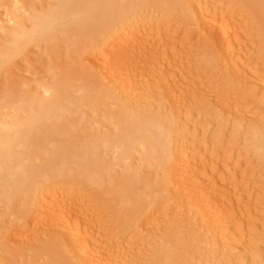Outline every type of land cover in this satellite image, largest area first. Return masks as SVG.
<instances>
[{
    "label": "rangeland",
    "instance_id": "1",
    "mask_svg": "<svg viewBox=\"0 0 264 264\" xmlns=\"http://www.w3.org/2000/svg\"><path fill=\"white\" fill-rule=\"evenodd\" d=\"M51 1L49 0L50 3H52ZM185 1H184V3H186V5H188V7L191 10H193V12L195 14L198 13L197 11H199V13H198L199 15L198 14L196 15L197 19L195 22L191 21L190 18L188 20H186V18H187L186 16H185L186 18H184V16H182L184 19L180 16L183 19L182 20L178 15L180 13L173 12V14L176 13L178 15L176 17L175 16L176 14L172 15L171 14L172 11L170 12V10H166V11L164 10V13H163L162 9H156L157 12H156V10L144 12L146 14L148 12L147 15L145 14V16L148 17L146 20H145V18H143L145 16L142 17L141 14H140V18L136 19V20H139L140 23L142 22V24L140 26H142V27L144 26L143 30L145 28L147 29V30H144L145 32H149V33L155 32V33H157V35H158V33H160V32L161 33L158 35V37L155 33H154L155 36L152 33L154 39L152 38V41H150V42H152V45H153L152 47L154 48L153 49L154 53H153V56L151 58V60L153 62H152V65L150 66L151 67L150 71H152V72L150 73V71H149V73H150L149 74L148 71L147 72L144 71V72H142L143 74L141 73L140 75H138L137 73L134 74L135 76H133L132 79L128 80V84H129L128 88L127 87L123 88V86L121 84H120L121 85L120 86L119 83H117L118 86L116 84H114V82L112 84V79L111 80L106 79V78L104 79L103 76H102L103 78L101 76H98L96 71L99 70V67L97 65H95L96 64L95 63L96 56H93V55H91V57L88 56L89 54H91V52H90L91 50L88 51V49H87V51H86L85 49H83V52H81L82 49L76 50V48H74L76 46H74V45L71 46V44L73 43L72 41L74 40V38H71V37H73V35L70 36V38L67 36L61 35V36H63L62 38L60 36V38L58 37V39H56V42H58L57 40H60V39H62V41L64 42V44L61 45V43H60V45H59V46H61V48H59L60 51L58 54L56 52V54L58 56H56V54L54 53V50L52 51V48H50V45L47 44L46 41H43L40 44L34 43V44L30 45L29 47L31 50L28 48L26 55H24L23 57L22 56L17 57L15 60V63L12 65V67H10L8 69L7 68L6 69L0 68V118H3L5 115L10 114L11 111L8 112V110L9 109L12 110L11 108L14 104L17 105V103L20 100V97L22 96L20 94V90L24 89V91H26L25 90V87H26L28 91H29V89L30 90L33 89L32 90L33 92H37L38 90L40 92L41 91L43 92L44 90H42V88L45 89L47 84L51 85V83H52V85H53L54 82H56L59 75H60V77H62L61 74H63V73L65 75V71L63 69L68 70V72H66L67 74L69 72H71V69H72L71 74H73L74 72L77 73L78 70L76 69V67L78 66L80 68L79 71H81L83 69L82 70L83 72L82 71L80 72V77L82 75L88 74V75H90V77H92V79L95 82L97 81V82L103 83L105 88L111 90L112 92H115V93L118 92L116 96H118V94L120 93L119 96L120 95L121 96L120 97L118 96L117 99L119 101L121 100L122 102H125V104L123 103L124 106H127V107L129 106L132 110L137 109V111H138V109H139L140 111L142 110L143 113H144V111L146 113V111L148 109H150L153 113L152 117H155L157 115H161L160 117L162 119L164 118L163 120H166L167 123H168V121L174 122L175 120H176V123H182L185 121L184 119H186V118L190 119V120H188V122L185 126H188V125H197L198 126L200 123V127H198V128H200L199 131H201V133H200L201 137H202V134L204 133L203 130H205L204 127L202 128V126L209 127L208 125H210V123H213L212 124L213 127L210 126L211 132L208 131V133H204V134L210 135V133H211V135H212L214 133L216 134L217 131H221V130L225 131L226 140L223 141V144H221L222 146L219 145L217 142H214L215 136H212V138L214 140H208L210 142H207V144H205L204 147H203L204 144L197 145L196 149L193 150V152L191 151V153L187 154L189 158L192 157V158H190L191 161L198 158L199 156H200L199 158H203V157H206L207 155L211 154L210 156L212 158L211 159L209 158L210 163L212 162L211 164H213V165H215V163H216L219 166L216 165V167L213 166L212 168H211V165H210V167L208 166L209 169L207 168V173L212 174V178L208 179L207 181H209L210 184L213 182L212 183V184H214L213 186H215V188H217L218 194L216 193L217 194L216 197L218 196L217 198H221L223 200L222 202L227 203L225 205L226 208L225 207H223L222 209L218 208V210H217V213L219 215L217 218L218 219L217 231L218 230L219 231L218 232L216 231V234L218 236H216V237L213 236L210 238L208 236V238H209L208 239L206 237L207 236L206 235L203 237V239H202L203 242H201V243H197V241H195V235H194L195 227L192 225L194 220H193V217H191L192 204L189 203L187 201V199L185 200L184 192H181L182 195L180 194L179 195L180 197L178 196V197H176V199H173V197L171 195V193L174 191V189H173L174 183L172 181V179H173L172 170H169L170 172H169V174H167L166 180H167V183H169V184H167L169 186L168 191H166L167 193H165V192H164V194L161 193L162 195L160 197L159 196L157 197V195L154 196L155 193H153L154 195H151L152 191L150 189H147V191L149 190L151 193L149 191L147 192L146 190L144 191V192H147L148 195H147V193H144V194H143V192L141 193L142 195H146L148 197L150 194V198H147V199L150 202L152 201V204H150V202L147 201V202H149V205H151V206H149L151 208H149L148 210H146V212H143V214H141V216H139V218H141V219H137V220H139V221H137V223L139 222L138 224L135 223L136 219H130V222L128 219L127 220L125 219V221L124 220L122 221L121 219H123V218L121 217V214L115 213V211L117 209L116 210L113 209L114 208L113 203H111L113 206L108 203L110 201H107L108 198L106 197L105 193H104V197H105L104 198L105 200H104L103 197L100 196V194H97V191L93 192V190H91L92 188H94L93 185L98 184L97 182L99 179L97 180V182L95 184H93V182L95 180L94 181L91 180L92 182L88 186L90 189H88V187L86 185V183H88V181H84V182H86V183H84L82 180L77 179V182H78L77 183L76 179L74 180V178H72L71 175H69L70 176L69 177L67 174V176L69 178L66 176H63V177L59 176L58 173H60V175H61L62 172L65 171L64 168H62V166H63L62 162H59L60 163L59 165H55V167L52 169L51 172H54V173L57 172L56 175L61 180L67 179L64 182V184L59 183V181H61V180H59V178L57 179V181L52 179V178L56 179L57 177H52L51 178L52 181L48 180L47 177L46 178L43 177L42 180L41 179L39 180L40 181L39 183H41V184L37 185V186H39L38 189H41L43 186H46V185L51 187L53 184H55L54 187H56V188H54V187L53 188L56 189L55 191L58 192L57 189L60 186L57 188L56 185H58V183L60 185L62 184L61 185L62 190H60L61 194L59 193L60 195L59 194L56 195V198H55L56 200L54 198L52 199V197L50 196L51 188H49L48 186L47 187L49 189H47V187L45 188L46 193L49 192L48 198L49 199L51 198L49 201L50 204L52 206H55L54 208L51 206L52 210H48L49 208H47V214L49 212L50 213L55 212V214L56 213L57 214H60V213L64 214L65 215L64 216L65 223L69 224L70 228L72 227L71 229L74 230V232L76 231L75 232L76 234L78 233V235L81 237V243L83 244V246L84 247L87 246V250H88V248L90 250L91 249L90 247H92L93 249L97 250L98 252L101 251L100 252V253H102L100 255V260H101L100 263L101 264H233V263L234 264H264V156H259L261 154L257 155L258 151H256L255 147L253 146L254 144H256V142L260 146L263 145V143H264V32L261 29H259V27H257L258 26L257 20L253 16H251L250 14H247L249 12L244 7L243 3L240 4L241 2L239 0H237V1L236 0H189V1L185 0ZM238 1L240 3H238ZM14 2L12 0H0V20H1L0 21V28L2 26H4V24H6V23H7V25L9 24L8 26L13 25V24L10 25L12 23V21L10 23V19L12 20L13 14L17 15V16L20 14L18 17H21V15H23L22 17H25V20H26V16H27V18H28L27 20L29 22V20L31 19V17L34 15V13L36 11L38 12V11H46L47 10V7H46L47 6V0H28V1L27 0H25V1L24 0H15ZM233 3H235V4H233ZM14 7L16 10L13 9ZM193 8H195V10ZM11 9H13L14 11H16L18 13L13 12V10H11ZM167 11H168V13L170 12L169 15H168V13L165 14V12H167ZM244 11H246V12H244ZM20 12H24V13H20ZM150 12H152V13L149 14ZM11 13H12V15H11ZM29 13H31L32 15ZM144 13H142V14H144ZM153 13H158V14H153ZM26 14H28V15H26ZM200 14H202V15H200ZM248 15H250L251 17H249ZM173 16H175V17H173ZM1 17H2V19H1ZM213 17L214 18L218 17L217 18L218 20L220 17V22L223 23L225 25V27L227 28V32H228L227 46H226L227 51L224 50L222 47H220L219 43H217V44H214V50L215 51L208 50L210 52H214V53H210L206 50L207 48L202 43L203 40H206V39H209V40L215 39V37L212 38V36L209 35L205 30V28H206L205 26H207V22L209 23V21H211L210 19H214ZM141 18H143V19H141ZM177 18H178V20H177ZM3 19H5V20H3ZM188 21H190V23ZM134 22H136L139 25V23L137 21H134ZM185 22H187V24ZM183 23H185V24H183ZM195 23H197V24H195ZM132 25H134V24H132ZM132 25L130 27H132ZM135 25L133 27L137 26V25L136 26ZM180 25H181V27H180ZM137 27L135 28V30L138 29L137 32L142 31V27L141 28H139V27L137 28ZM157 29H159L158 32H156ZM130 30L131 29H129L128 31L131 34L128 33V36L126 34V31H125L126 41L128 39L127 37H131L133 35L135 36L136 34L137 35L142 34V33H135V30L130 32ZM132 33H133V35H132ZM70 34H72V33H70ZM138 36L140 37V35H138ZM165 37H167V38H165ZM63 38L64 39L67 38L66 40H68V41H66V40L64 41ZM135 38H137V36ZM135 38H133V39L135 40ZM186 38L189 40L190 50H186L185 48L182 47V45H180L183 43L182 40L186 39ZM71 39H73V40H71ZM139 39L141 40V38H139ZM88 40L89 39H87V41ZM130 40L133 41L132 39H130ZM130 40H128L129 43H130ZM173 40H174V42H173ZM87 43H90V42H87ZM198 43H199V45H198ZM58 44L59 43H57V45ZM171 44L177 47L178 52L176 54L173 51L168 50V47L172 46ZM59 46H57V51H58ZM31 47H34V48L32 49ZM48 47H49V49H48ZM218 47H220L221 49L220 48L218 49ZM84 50H85V52H84ZM229 50L232 53V55L234 56V61H235V62H233L234 64H231L232 62L230 60L227 61V59H229L228 55H230ZM2 52H4V49H3V45L0 43V53H2ZM221 53H223V55ZM226 53L227 54L229 53V54L226 55ZM25 56H27L28 58ZM93 57H95V58H93ZM18 59H20V60H18ZM90 59H94L95 61L93 60V62L95 64L94 63L92 64L91 63L92 61ZM229 62H231V63H229ZM0 64H1V62H0ZM93 65H95V66H93ZM93 67L95 69H93ZM96 67H97V70H96ZM74 68L76 69V71L74 70ZM253 69H254V71L256 69L257 70L253 73ZM79 71H78V74H79ZM78 74H77V76H75V80H77L76 77H79ZM74 75L75 74H73V77H74ZM243 75H244V77H243ZM94 77H96L97 79ZM189 78H191V79H189ZM53 79H54V81H53ZM84 79H85V77L83 78V76L81 78H79L80 81H84ZM129 81L131 83H129ZM192 81H193V83L196 82L197 86L199 85L198 86V89H199L198 90V97L196 98V100H193L192 102H188V103L186 102V104H184L183 107L180 108V107H178V103H174L175 102L173 100L174 96L173 97H167L166 96L168 93L167 91H169V90H170V92L172 91V93L173 92L175 93V91H177V90H179V91L182 90V93L185 95V93H186V91H187V89L190 86ZM73 82L76 83V81H73ZM91 82H93V81H91ZM77 83H82V82H77ZM77 83L76 84L73 83V86L75 85L74 89H76L75 90L76 94L73 93V95L74 94L76 95V96L74 95L75 97L80 96V95L77 96V93L82 94L81 92H78V90H77V89H79V87H78L79 84H77ZM245 83L246 84L248 83V85H246ZM10 84L11 85L13 84L12 87ZM56 84H57V82H56ZM16 85H19V86L15 92V90L12 88L14 86L16 87ZM108 85H110V87H108ZM171 85H172V87H174V89L172 87H170ZM81 86H83V85H80V87ZM22 87H24V88H22ZM167 89H169V90H167ZM18 90H19V92H18ZM94 90H95V92L97 91L96 88H94ZM94 90H93V92H94ZM120 90L122 92L124 91L125 93H121ZM79 91H80V89H79ZM22 92H23V90H22ZM11 95L16 96V97H11ZM184 95H183V97H184ZM17 96L19 97V99L17 98ZM165 96L167 97V99ZM228 97H230V99ZM170 98H173V99H170ZM4 100H6V101H4ZM12 100L17 101V103L16 102L14 103ZM10 102L13 103V105L10 104ZM111 102H110V104H111ZM110 104L108 103L107 106H109ZM129 104L132 105V107L134 109ZM70 106H72V108ZM70 106L69 107L71 109L69 111L73 110V108H74L73 105H70ZM103 106H105V107H103ZM137 106H138V108H137ZM225 106H226V108H225ZM109 107H107L108 113L113 111V110L110 111L111 109H108ZM85 108H88L89 112H86L87 110L84 108H83V111L74 108V110H77V113H76V111H75V113H73L74 115H72L71 112L69 115H68V113L67 114L65 113V116L68 115V118L70 115L74 116V118H72L71 121L74 120L75 122H77V121L78 122L79 121L80 122L90 121V123L92 122L91 124L89 122L88 123L85 122L86 125L84 122H83L84 124L83 123L81 124V125H85V129H86V127H88V126L90 127V125H92V126L94 125L95 122L93 123V121L95 119L98 118L97 122L100 120L99 119L100 117H98V116H101V118H102L103 114L104 115L106 114L105 112L100 111L102 113L97 114V116L95 118L93 113L95 114L98 107L96 108L95 112H93L94 109H90L91 107L89 108V106H87ZM99 110H101V109H99ZM102 110H106L105 104L102 105ZM80 111H82L83 113L86 112L85 113L86 115L84 114V116H86V117H87V114H88V117L89 116L92 117V115H93V117L95 119L93 118V120H91L92 118L89 119L88 117L85 120H84V117L81 119L83 114H81L82 112H80ZM151 111L148 110L147 113L152 114ZM72 112H74V111H72ZM91 112H92V115H90ZM2 114H5V115H2ZM61 114H57V115L60 116ZM63 115L64 114H62L61 116H63ZM80 115H82V116H80ZM65 116H63L64 119L65 118L68 119ZM72 116H70V118ZM107 116H108V114L103 116V118L108 119ZM5 117H7V116H5ZM55 117L58 119L57 116H55ZM245 117L248 119H246ZM54 118L51 119V120H53V122L47 120V122H48L47 127H48V125L51 126L52 125L51 123H54V120H55ZM61 118L62 117H60L59 120L56 119V123H58V121L61 122V120H62ZM103 118L101 120L102 121L104 120L103 121V123H104L106 121ZM64 119H63V121H64ZM101 120L98 122V124H100V122H102ZM71 121L69 122V124H71ZM109 121L110 120H107L106 124H109L111 126H110V128H108L109 125H107V128L109 130L111 129V131L112 130L114 131L113 123L109 122ZM177 121H179V122H177ZM208 121H211V122L209 123ZM60 122L58 124H62V122L61 123ZM97 122L95 123L96 124L95 126H99V125H97ZM203 122L207 123V124L204 125ZM223 122L224 123L227 122V123L224 125ZM65 123L68 124V122H66V120H65ZM65 123L62 124L63 127L65 126L64 128L62 126L58 127L57 124L56 125L54 124L53 125L54 127L52 126L53 130H54V128H56L55 126L58 127L57 133L59 132V134H60L59 137L62 136L61 134L65 135L67 133L68 135L66 134L67 135L66 137H63L64 135L62 137L65 140H67L69 138L68 139V141H70V143L68 142L69 144H71V142L73 141L74 143L73 142L72 143L74 144V146L76 148H77L76 145L81 143V141H82L81 144L83 145V143H85V139H86V138H83L84 141H83V139L81 140L82 137L80 138L79 134H81V135L84 134V135H82L84 137L87 134L96 130L93 128L94 126L93 127L91 126L93 130H88L90 128H87V130L89 131V132H87L86 130H84V126H83L84 132H83V130L81 131V129H78L79 130V134H78V133H76V131H77L76 129L79 127L82 128V126L72 127V124L70 126H68V125L66 126ZM72 123H74V122H72ZM169 123H172V122H169ZM74 124L79 125V123H77V124L74 123ZM173 124H175V123H173ZM101 126L104 127L106 125H104V126L101 125ZM99 127H98L99 130L97 129L99 132L97 133L94 131L93 133H96L97 135L99 133H101L104 128L100 129ZM112 127H113V129H112ZM50 128L48 127L47 135L49 133H52V132H53L52 134L55 133L56 129L53 131ZM107 128H105L103 131H105ZM183 128H185V127H183ZM252 128L257 130V131H255L257 133V136H256V133H254L255 136H252L253 133L249 131V129L251 130ZM49 130H51L52 132L51 131L49 132ZM109 130H108V132H109ZM57 133L55 134L56 139L53 137L55 139V146L53 144L54 142L50 143L54 140L52 138L50 139V137H48L51 141L45 140V144H47V145L45 146V148H43L44 150L48 149V151H52V149L56 148L57 142L63 141L62 137L58 138L59 140L57 139V135H58ZM103 133L107 134V131L103 132ZM76 134L78 135V137L76 136ZM204 134H203V136H204ZM233 134L234 135L236 134V135L234 136ZM90 135H94V134H89V138L94 139V140L96 138L97 140H95L94 142H98V144L95 146L94 144H96V143H94L93 144L94 147H93L91 144V142H93V140L90 139V141H89V138H87L90 144H88V141H86L87 142L86 145H83L82 148L84 149L85 146L87 147V145H88V147L90 146L89 150H95V149H93L95 147H96V150L100 148V152L99 151L96 152L98 154L97 160L101 161V163L104 160L103 163H105V164H103V165L106 166V162L109 163L113 159V163L111 162V165L109 164L110 166H108V163H107V166L109 168L106 166L108 170H111L113 168V166L115 165V163H117V160L114 159V158H116L117 155L115 156L113 154L115 152L111 153L114 157L113 158L111 157L112 159H110V161H109V158L103 157L102 154H104V152L106 151V148H104V150H103V146L105 144L102 145L103 143L101 141L99 143V141H98V137L102 136V133H101V135L99 134V136H97V137H96V135H94L95 138H92ZM238 136H240V137H238ZM75 137H77V140L80 139L81 141L79 140V143L76 142L77 140L74 141V139H76ZM253 138L255 139V141H253L254 140ZM231 139H233V140H231ZM216 140H217V137H216ZM47 141L49 143H47ZM248 141H250V142H248ZM98 145H102V146L100 147ZM251 145L253 146V149H254L253 151H251L252 150ZM75 147L72 146L71 155L72 154L74 155L75 161L73 160L74 157L71 158L70 169H72L74 166V170L76 171L78 168L77 167L78 164H80V163H78L79 159H80L78 157L82 156L81 154L84 153V150H85V153L83 154L84 156L87 155L88 154L87 152H89V151H88V147H87V150H86V148L84 150H82L81 147H79L80 151H81V153H80L78 151L79 149L76 150ZM32 149L34 150L37 148H35V146H33V145H26V146L25 145H22V146L19 145L15 149V151H16L15 153L17 155L21 154V156L18 155L19 157H17V158L20 159V157H21V160L23 159V161L21 162L22 164H24V163L26 164L28 162L27 161V159H28L27 156L29 155L28 152H30ZM73 149H75L76 151L74 152ZM101 149L103 151L102 153H101ZM231 149H233V151H235V154L230 155V152L232 151ZM70 150H71V147H70ZM107 150H108L107 152H109L108 148H107ZM248 150H249V152H248ZM20 151H23V152H20ZM77 152H79V154ZM90 152H92L93 156H95V153H93V151H90ZM107 152H105V153H107ZM31 153H33V152H31ZM99 153L101 154L102 158L99 157V159H98V156H100ZM108 154L109 153H107V155ZM111 154H110V156H112ZM115 154H117V153H115ZM88 155H87V157H89L90 159L93 158L91 154H90V156L92 158ZM24 157L27 158L26 159L27 162L25 161ZM137 157H139V155ZM137 157L134 156V161L136 158L137 161H139V163H140L141 157H139V158H137ZM77 158H78V160H76ZM94 158L96 159V157H94ZM103 158H105L106 160ZM131 160L133 163V158ZM127 161H129V160H126L125 163L124 162L123 163L119 162L120 164L117 163L118 167L115 165V168L111 170V171L114 170L116 172L113 171L112 172L113 174H112L109 171V174L112 176L114 175L113 178H119L120 177L119 175L122 176L124 173H128L130 168H131V170L133 168L134 172H137L136 169L140 168V165H142V163H143V161H141L142 163H140L139 167H138L137 166L138 162L135 161V163L137 164V165H135V163L132 164L131 162H129L130 163L129 164V163H127ZM239 161H241L240 165L238 164ZM242 161H245L248 164V166L246 164L242 165ZM126 163H127V165H126ZM204 163L208 164L209 163L208 159H207V162L205 160ZM121 164L122 165L125 164V167L127 166L126 167V170L128 168L127 172L125 169L123 170V168H125V167L122 166ZM144 164L145 163H143V166L148 165L147 166L148 169L150 168V170L155 171V169H152L153 167L152 168L149 167V164H145V165ZM241 165H242V167H240ZM245 165L247 168L245 167ZM128 166H130V168ZM134 166H135V168H134ZM64 167H65V165H64ZM110 167H111V169H110ZM116 167L118 168V170L121 169L122 174L120 173V171H118L119 175H116L117 174ZM214 167H215V169H214ZM61 168H62V170H61ZM147 168H145V171H147ZM108 170L105 169L102 172L104 173V171H108ZM133 170L131 173H133ZM140 170H144V168L143 169L141 168ZM140 170L137 172L140 175H138L137 173L135 175L141 176L142 178L145 177V175H146L145 171L143 174L144 176H142L141 175L142 172L140 173ZM150 170H148V171L150 172ZM196 170H198V169H196ZM196 170L191 169V172L194 175H196V178H198L200 176L202 177V175L200 174L201 169L198 170L197 172H196ZM123 171H124V173H123ZM211 172L215 173L216 175L211 173ZM73 173H74V171L72 172V174ZM107 173L108 172H105V174H103V175H105V177L108 175V178H109L110 175ZM70 174H71V172H70ZM147 174H148V172H147ZM233 174H236L237 177L238 176L240 177L242 175V178L243 177H245V178L239 179V177H238L239 180L236 179V181H235V180L231 179V177H230V176H233ZM56 175H54V176H56ZM115 175H116V177H115ZM103 177L101 178V180L103 179ZM147 178L149 179V181L147 180ZM147 178L146 179L143 178L146 180V186H147V187L145 186L146 188H148L149 183H150L149 185L153 184V181L150 180L152 178L151 175H150V177L147 176ZM46 179H47V183L44 185V183H45L44 181H46ZM105 180H107V182H104V179H103L102 182L99 181V182H101V184H99L97 186L102 185L103 182L105 185L108 186L109 185L108 183L111 182V180L109 181L107 178ZM80 181H82V183ZM50 183H52V184H50ZM91 184H93V185H91ZM104 184L102 185L101 190H104V189H102V188H104L103 186H105ZM40 185H43V186L41 187ZM34 186H36V185H34ZM90 186H93V187L91 188ZM109 186L111 187V185H109ZM36 187H35V189H36ZM145 187H144V189H145ZM150 187H152V186H150ZM43 188H42V191H43ZM96 189H97V187L94 188V190H96ZM151 189L153 190V187ZM30 190L32 191L31 193H28V191H27L28 194L26 193V196H24L25 195L24 194V195L20 196V198L21 197L27 198L28 195L31 196V198H34L33 199L34 201L30 202V204L32 203V205H31L32 213L31 214L34 215L37 211L36 209H38L40 204H41V202H40L41 199L39 198V196L37 197V195H36L37 189L34 191L31 188ZM88 190L89 191L91 190L92 193L90 194L91 191L89 192ZM95 192H96V195H95ZM153 192H154V190H153ZM168 192H170V193L168 194ZM32 193H34L35 196H33ZM101 194L103 195V193H101ZM142 195H140V196H142ZM153 196L156 198H154ZM35 197H36V199L37 198L39 199L37 201V203H39L38 206H35V203H34L36 200ZM46 197H47V195H46ZM151 197L154 198L155 200L157 198L158 199L160 198L161 200L160 199L158 201L156 200L157 201V203H156L154 201V199L151 200ZM29 198H27V200ZM31 198L28 201H31ZM1 199L2 198H0V203H1L0 204V240H1L0 241V264H41V263L45 264L44 261H47L46 263H48L49 260H48V258L46 260V258H45L46 256L44 254H43L44 256L40 254L41 256L39 255V257H37L36 254H38L37 252L39 250H43L45 248H48L51 243H54V244L55 243L56 244L61 243L60 245H63V247L67 245L66 246L67 250L71 249L70 252H69V250L67 251L68 253L66 252L67 256L70 254L68 256L69 259H71V261L74 264H86V263H84L85 261H83V259L81 257H80V259L77 258V255H76L77 253H74V252H76L75 250H77V249L74 247V249L72 250V248H73L72 245L69 242H66L68 239L67 240L65 239L67 237L65 234V230L63 231V227L61 228V226H62L61 224L54 223V225H51L52 222L50 223L49 220H47V221L44 220V222L41 223L42 225L40 224L38 227H32L34 225V224H32V222L26 223V221H25V223H26L25 224L24 221L21 220L20 217H18L19 216L18 214H17L18 216L13 215V213H11V212L14 209L11 208V209H13V210H11L10 206L8 204H5V206L6 205L9 206V207L6 206V207H8L9 211H6L8 209H5L6 207L4 206L3 203H5L7 201L3 202V201H1ZM19 199H18V201H19ZM144 199H145V196H144ZM2 200H5V199H2ZM27 200L24 199L23 201H27ZM18 201H17V204L21 203L22 199H20L19 203H18ZM54 201L55 202L58 201V202H56V203H58V205H53V204H55ZM76 202H78V203H76ZM159 203H161V204H159ZM21 204L23 205V203H21ZM33 204L35 207L33 206ZM75 204L77 206H79L78 208L82 207V208H80L81 210L78 209ZM15 205H16V202H15ZM64 205L65 206H67V205L68 206L69 205L74 206V208L72 209L73 210L72 213H70L71 211L64 212L65 211L63 209V207H65ZM109 205L112 206L113 210L109 207ZM152 205L154 207L157 205V207H155L156 209H154V207H152ZM158 206H159V208H158ZM14 207H16V206H14ZM32 207L34 208V210ZM218 207H220V206L218 205ZM19 208H21V207H19V205H17V208L15 209V211L16 210L18 211ZM55 209L57 212L55 211ZM74 211L75 212L80 211L79 213L82 212L83 215H80L77 212L75 213ZM188 211L190 214L188 213ZM33 212H34V214H33ZM166 212H167V214H166ZM9 213H11V215L13 217H11ZM113 213H115L116 216ZM163 213H164V215H163ZM118 215L121 218H119ZM14 216L17 217V220H16V218H14ZM41 218H43V217H41ZM19 219L21 222L18 221ZM190 219H192L193 221L192 220L190 221ZM68 220L70 221V223ZM150 220H151V222H150ZM183 220L186 221V223H188V224H185V227L183 226V228H181L182 224L181 223L179 224V222H181ZM66 221H68V222H66ZM158 221L159 222H161V221L165 222V225L161 228V230H159V232H156L157 227H155V226L158 223ZM125 222L127 224L130 223V226H128L127 224H126L127 226H125L124 225ZM149 222H150V224H149ZM29 224L32 226H30ZM122 224L124 225V227ZM153 224H154V226H152ZM148 225H151L152 229L147 230L146 226H148ZM158 225H159V223H158ZM186 229H188V230H186ZM122 231L124 234H122ZM126 231H128V233ZM222 231L224 232L223 233L224 235L222 234V236L225 237V241H226L225 244H226L228 250L230 251V252L228 251L227 254L221 252L219 246L217 245V243H218L217 237L220 236ZM125 234L127 235V237L129 236V238L134 239L131 242V244L133 243L132 244L133 246L129 250H127V245H125V243L120 241V236L125 237ZM127 237H125V239H127ZM214 237H215V239H213ZM205 239L207 240V243H205L206 242ZM210 240H211V243L209 242ZM54 241H58V242H54ZM137 241H143V243H141V244L144 247L146 246V248L144 250H140V249L138 250L136 247ZM213 242H215V243H213ZM68 243H69V245H71L70 248H69ZM89 244L91 246H89ZM51 245H53V244H51ZM79 255H78V257H79ZM252 258L254 261L252 260ZM206 259L208 261H206ZM75 260H77V261H75ZM229 260L232 263L229 262Z\"/></svg>",
    "mask_w": 264,
    "mask_h": 264
},
{
    "label": "bare ground",
    "instance_id": "2",
    "mask_svg": "<svg viewBox=\"0 0 264 264\" xmlns=\"http://www.w3.org/2000/svg\"><path fill=\"white\" fill-rule=\"evenodd\" d=\"M12 1L14 2L15 0H12ZM184 1L185 0H52L51 1L52 3H50L49 0H47V6H46L47 10L46 11H38V12L36 11L34 13V15L31 17V19L29 20V22L27 20L28 19L27 16H26V20H25V17H22L23 15H21V17H18L20 14L18 16L13 14L12 20L10 19V23L12 21V23L10 25L13 24L12 26H8L9 24L7 25V23L6 24L3 23L4 26H2L0 28V43L3 45L4 52L0 53V62H1L0 68H4V69L7 68L8 69V68L12 67V65L15 63L16 58L19 56L23 57L24 55H26L27 49L28 48L30 49L29 46L34 44V43L40 44L41 42L46 41V43L50 45V48H52V51L54 50V53L56 54V52H57V54H58L60 51L59 48H61V46H59V45H60V43H61V45L64 44V42L62 41V39H60V40L63 43L60 40H57L58 42H56V39H58V37L60 38L61 35L67 36L69 38H70V36L73 35V37H71V38H74V40L71 39V40H73L72 41L73 43L71 44V46L72 45L76 46V47H74V48H76V50L82 49L81 52H83V49H85L86 51H87V49H88V51L91 50L90 51L91 54H89L88 56L89 57H91V55L96 56V61L94 59H90V60L92 61L91 62L92 64L94 63L93 62V60H94L96 63V64L95 63L94 64L99 67V70H97V67H96V70H97L96 73L98 74V76H101V77L103 76L104 79L105 78L109 79V80L112 79V84H113V82L116 85H117V83H119V85L121 84L123 86V88H126V87L128 88V86H129L128 80L132 79L133 76H135L134 74H136V73L138 75H140L144 71H146V72L148 71V73H149V71L151 70L150 66L152 65V62H153L151 60V58H152L153 53H154V50H153L154 48L152 47L153 45H152V42H150V41H152L153 34L155 32H151V33L145 32L144 30H147V29L145 28L143 30L144 26L143 27L140 26L142 24V22L140 23V21L136 20V19L140 18V14L142 17L145 16L146 13H144V12H146V11H154L156 9H162L163 13H164V10L165 11L170 10V12L172 11V13H171L172 15H175L176 13H180L181 15L178 14L179 17L184 16V18L187 17L186 20H188L190 18L191 21L195 22L197 19L196 15L199 13V11H197L198 13L195 14L193 12V10H191L188 7V5H186V3H184ZM239 1H238V3H240V4L243 3L244 7L249 12L247 14H250L251 16H253L257 20V25H258L257 27H259V29H261L264 32V0H239ZM233 4H235V3H233ZM13 9H15V7ZM13 9H11V10H13ZM193 9L195 10V8H193ZM13 12L18 13L14 10H13ZM156 12H157V10H156ZM173 12H176V13L173 14ZM244 12H246V11H244ZM12 13H11V15H12ZM20 13H24V12H20ZM31 13H29V14H31ZM142 13H144V14H142ZM151 13L152 12H150L149 14H151ZM166 13H168V11L165 12V14ZM169 13H168V15H169ZM147 14H148V12H147ZM153 14H158V13H153ZM26 15H28V14H26ZM178 15L176 14L175 16L177 17ZM200 15H202V14H200ZM250 15H248V16L251 17ZM175 16H173V17H175ZM143 18H145V20H146L148 17L145 16ZM143 18H141V19H143ZM217 18L210 19L211 21H209V23L207 22V26H205L206 32L209 35H211L212 38L215 37V39H213V40H209V39L203 40L202 43L207 48L206 49L207 51L208 50L215 51L214 50V44H217V43H219V46L222 47L224 50H226V48H227L226 47L227 46V36H228L227 28L225 27V25L223 23L220 22V17H219V20ZM1 19H2V17H1ZM3 20H5V19H3ZM177 20H178V18H177ZM134 21H137L139 23V25ZM188 22L190 23V21H188ZM185 23L187 24V22H185ZM185 23H183V24H185ZM132 24H134V25L136 24L139 28L142 27V31L137 32L138 29L135 30V28L137 26L135 25L136 27H133L134 25H132ZM195 24H197V23H195ZM131 25L133 28L130 27ZM180 27H181V25H180ZM129 29H131L130 32L135 30V33H142V34H138V35H140V37H139L137 34L134 36L132 33V35L134 37L133 36L127 37L128 39L126 41L125 35L127 34V36H128V33H129L128 30ZM158 30L159 29H157L156 32H158ZM125 31H126V34H125ZM70 33H72V34H70ZM160 33H158V35ZM129 34H131V33H129ZM155 34L157 35V33H155ZM155 34H154V36H155ZM158 35H157V37H158ZM63 36H61V38ZM136 36H137V38H135ZM132 37L135 38V40ZM129 38L132 39L133 41H131ZM139 38H141V40ZM165 38H167V37H165ZM66 39L63 38L64 41ZM87 39H89L90 41L89 40L87 41ZM128 40H130V43L128 42ZM66 41H68V40H66ZM182 41H183V43L181 42L182 44H180V43L179 44L182 45V47L185 48L186 50H190L189 40L186 38V39H183ZM87 42H90V43H87ZM173 42H174V40H173ZM57 43H59V44L57 45ZM198 45H199V43H198ZM57 46H59L58 51H57ZM220 47H218V49ZM31 48L33 49L34 47H31ZM48 49H49V47H48ZM85 50H84V52H85ZM168 50L173 51L175 54L178 52L177 47L174 45L168 47ZM210 51H208V52H210ZM229 52H230V50H229ZM210 53H214V52H210ZM57 54H56V56H58ZM221 54L223 55V53H221ZM228 54L226 53V55H228ZM25 57H27V56H25ZM93 58H95V57H93ZM228 58L229 59H227V61L230 60L232 63L231 62H229V63L234 64L233 63V62H235L234 56L232 55L231 52H230V55H228ZM18 60H20V59H18ZM95 65H93V66H95ZM76 69L79 71L80 68L77 66ZM76 69L74 68L75 71H76ZM93 69H95V68L93 67ZM254 69H253V73L257 70L256 69L254 71ZM63 70L65 71V75H64V73L61 74L62 77H60V75H59V77H58L59 79L56 77L57 80L54 78L56 80L57 84H56V82H54L53 85H52V83H51V85L47 84L45 89L42 88L43 87L42 86L41 88H42V90H44L43 92L42 91L40 92L39 90H38L39 92L38 91L33 92L32 91L33 89L32 90L29 89V91H28L26 87H25L26 91H24V89H22L23 92H22V90H20V94L22 96L20 95L21 97H20L19 102L17 103L18 100L16 98L15 99L17 101L12 100L14 103L16 102L17 105L16 104L13 105V103L10 102V104H12L13 106L11 108L12 110L9 109L8 112L11 111V113L8 115L2 114V115H5L7 117L4 116L5 118L4 117L0 118V198L5 199V200L1 199V201H3V202L7 201V202L3 203L4 206H5V204H8L10 206V209L13 208L14 210L11 209V210H13L11 213H13V215H16V216L19 215L18 217H20V219L23 220L24 223H25V221H26V223L32 222V224H34L33 226L29 224L32 227H38L42 222H44V220H46V221L49 220L50 223L52 222L51 225H54V223L61 224L62 226L61 225L60 226H61V228L63 227V231L65 230V234L67 237L65 239L66 240L68 239L66 242H69L72 245V247H73L72 250L74 249V247L77 249V250H75L76 252H74V253H77L76 254L77 258L80 259V257H81L83 259V261H85L84 263H86V264H101L100 263V261H101L100 255L102 254V253H100L101 251L98 252L97 250L93 249L92 247H90L91 248L90 250H89V248L87 250V246L85 245L86 247H84L83 244L81 243V237L78 235V233L76 234L75 233L76 231L74 232V230L71 229L72 227L70 228V225L65 223V219H64L65 215L64 214H61V213L55 214L54 211H53L54 213L49 212L47 214V208H49L48 210H52L51 209L52 205L49 202L51 198L50 199L48 198L49 192L46 193V189H45L48 185H46V186L40 185L41 187L42 186L44 187V188L42 187L43 191H42V188L38 189L39 186H37V185L41 184V183H39L40 182L39 180L40 179L42 180L43 177H45V178L47 177L48 180H51L52 177H57V175H56L57 172L54 173L51 171L55 167V165L60 164L59 162L63 163L62 168H64V170H65V171L63 170L64 172L61 171L62 172L61 175H60V173H58L59 176L68 177L69 175H71L72 178H74V180L76 179V182H77V179L82 180L83 182L88 181V183L84 182V183H86L87 187L94 180L95 181L93 182V184H95L97 182V180L99 179L97 182L98 183L97 185L101 184L103 179H104V182H107V180H105L107 178L109 181L111 180V182L108 183L109 185H111V187L109 185L108 186L105 185L103 182V184L105 186H103L104 188H102V189H104V190H101V187L103 184L100 186L91 184L94 186V188L97 187V189H98V190L97 189L94 190V188H92L93 186H90L92 188L91 190H93V192L97 191V194H100V196H102L103 199L105 198L104 197V193H105L106 197L108 198L107 201H110L108 203L109 204L113 203L114 204L113 209H115V210L117 209L115 211V213L121 214V217L123 218V219H121L122 221L123 220L125 221V219L126 220L128 219L130 222V219H136L135 223L138 224L139 222L137 223V221H139V220H137V219H141V218H139V216H141V214H143V212H146V210L151 208V207H149V206H151V205H149L150 201L147 199V198H150V194L148 197L146 195H142L141 193L142 192H143V194L147 193L149 191V190L147 191V189H150L152 191L151 195H154L153 193H155L154 196L157 195V197L158 196L160 197L162 195L161 193H163V194H164V192L167 193L166 191H168V189H169V186L167 185L169 183H167V180H166L167 174H169V172H170L169 170H172V172H173L172 181L174 183L173 184L174 185V188H173L174 191L172 190L173 192L171 193V195H172L173 199H176V197H178L181 194V192H184L185 195L184 194L183 195L185 196V200L187 199V201L192 204L191 217H193L194 222L193 223L191 222V223L195 227V231L193 230L194 235H195V241H197V243L203 242L202 239L206 235H207L206 236L207 238H208V236H209V238L213 237V236H215V237L218 236L216 234L217 224H218L217 218L219 216L217 213V210H218V208L222 209L223 207H225V205L227 203L222 202L223 200L221 198H217L218 196L216 197V195L218 194L217 188H215V186H213L214 185V184H212L213 182L210 184V182L207 181L208 179L212 178V174L207 173L208 166L210 167V165H211V168H212L213 166L216 167V165H218V164L215 163V165H213V164H211L212 162L210 163L209 160L212 158L210 156L211 154L207 155L206 157H203V158H199L200 157L199 156L198 158L194 159L193 161H191V159H190L192 157L189 158L187 154L191 153V151L193 152V150L196 149L197 145L204 144L203 145V147H204L205 144H207V142H210L208 140H214V139L216 140V137H217V140L216 141L214 140V142H217L219 145L223 144V141L226 140L225 131H222V130L217 131V133H216L217 135L215 133L211 135V133H210L211 136L204 134V133H208V131L211 130V127H213L212 126L213 123H210L211 121H208L210 123V125H208L209 127L202 126V128L204 127L205 130H203L204 133L202 132L204 134V136L202 134V137H201L200 136L201 131H199L200 128H198V127H200V123L198 126L197 125L185 126L187 124L188 120H190V119L186 118V119H184L185 121L183 120L184 122H182V123H176V120H175L174 122L168 121V123L172 122V123L168 124L166 120H163L164 118L162 119L160 117L161 115H157L155 117H152L153 113L148 108L147 109L149 111H151L152 114L147 113L148 110L146 111V113H145V111L143 113L142 110L140 111L139 109L137 111V109H134L132 107V105H130V104L129 105L134 110H132L129 106L128 107L124 106L125 102H122L121 100L119 101L117 99L120 93L118 94V96H116L118 92L115 93V92H112L111 90L105 88L103 83H100L97 81L95 82L92 79V77H90V75H88V74L82 75L83 78L85 77V79H84V81H80L79 78L82 77V76L80 77V72L83 69L81 71H79V74H78V71H77V73H75L73 71L74 72L73 74H75L74 77H73V74H71L72 69H71V72H69L71 75L69 73L68 74L66 73V72H68V70H66V69H63ZM151 72L152 71H150V73ZM77 74L79 75V77H76L77 80H75V76H77ZM243 77H244V75H243ZM94 78H96V77H94ZM54 79H53V81H54ZM189 79H191V78H189ZM73 81H76V83L82 82V83H77V84H79L78 87H79L80 91H79V89H77V90H78V92L82 93V94L77 93V96L80 95L79 97H75L76 96L75 95L76 89H74L75 85L73 86V83L74 84H76V83ZM91 81H93V82H91ZM129 83H131V82L129 81ZM12 85H11V87H12ZM19 85H16V87L14 86L12 89H14L16 92ZM80 85H83V86L80 87ZM246 85H248V83ZM198 86H197L196 82L193 83V81H192L190 86L188 87L187 91L185 90L186 93L183 91L185 93V95L182 93V90H180V91L174 90L175 93L174 92L172 93V91L170 92V90L167 89L169 91H167L168 93L166 96L167 97H173L174 96V99L173 98H170V99H173L175 102L173 100L172 101L174 103H178V107L182 108L183 105L186 104V102L188 103V102H192L193 100H196V98L198 97V90H199ZM108 87H110V85H108ZM170 87H172V85ZM22 88H24V87H22ZM94 88H96V90H97L96 92H95ZM172 88L174 89V87H172ZM93 90H94V92H93ZM18 92H19V90H18ZM73 93H75L74 94L75 96L73 95ZM121 93H125V92L121 91ZM182 94L184 95V97ZM11 97H16V96L11 95ZM167 97H166V99H167ZM17 98L19 99L18 96H17ZM228 98L230 99V97H228ZM6 100H4V101H6ZM110 102H111V104H110ZM108 103L110 104L109 105L110 107L107 106ZM104 104L106 105V110H102V105H104ZM70 105H73L74 108H76L78 110H82V111L84 108L87 110L86 112H89L88 108H85L87 106H89V108L91 107L90 109H94L93 112H95L96 108L98 107L97 110L99 112L96 110V112H97V113L95 112L96 115L94 113H93V115L96 118L97 114L102 113L100 111L105 112L106 113L105 115L108 114V116H107L108 119L107 118L106 119L110 120L109 122L113 123L114 131L113 130L111 131V129L110 130L108 129V128H110L111 125L106 124L107 120L105 118H103V116H105L104 114L102 116V118L105 119V121H106L104 123H103L104 120L103 121L101 120L102 119L101 116H98V117H100L99 119L102 121V122H100V124L103 126L106 125L104 127H102L100 124H98V122L100 120L97 122L98 118L95 119L92 115V112L90 114V115H92V117L91 116L88 117V114H87V117L89 119L92 118L91 120H93V118H94L96 121L94 120L93 123L97 122V125H99L100 127L95 126L96 124L94 123V125H93L94 127L92 125H90V127L88 126L85 129L86 123H88V122L90 123V121H88L89 119L87 120L88 122L83 121L84 123L86 122L85 125H81L83 122H80V121L78 122L77 120H76L77 122H75L74 120L71 121V119L74 118V116H72V115H74L73 113H75V111L77 113V110H74V108H73V110L69 111L72 108V106H70ZM103 107H105V106H103ZM107 107H109L108 109H111L110 111H112V110L113 111L112 112L109 111L110 113H108ZM111 107L112 108L114 107V108L112 109ZM137 108H138V106H137ZM225 108H226V106H225ZM99 109H101V110H99ZM72 111H74V112H72ZM82 111H80V112H82ZM70 112L72 113V115H70L72 117L70 118V116H69V118H68V115L70 114ZM86 112L81 113V114H83V116L80 115V116H82L81 119L83 117H84V120L87 119V117L84 116V114ZM61 113L64 114L63 116H65V113L66 114L68 113V115L65 116L68 119H66V118L64 119V117L61 116L62 115ZM57 114H61V115L59 116ZM55 116H57V117L59 116L58 119ZM60 117H62L61 122L64 119L62 124L65 123V120H66V122H68V124L65 123L66 126L67 125L70 126L71 124H72V127L82 126V128L79 127L76 129L77 130L76 133H78V134H79L78 129H81V131H82L83 126H84V130L89 132L88 130H93L92 127L97 130L98 127L100 129H103V128L105 129V128H107V125H109L105 131H103L104 129L102 130V132H101L102 136L98 137L99 143L101 141L103 143V144L101 143L102 145L105 144L103 146V150H104V148H106L105 152H107L108 151L107 148L109 149V152H107L109 154L107 155V153L104 152V154H102V156L109 158V161H110V159H112L114 157L111 153L115 152L117 154H115V153H113V154L115 156L117 155L116 158H114L115 160H117V163H119V162L125 163L126 160H129V161H127V163H129V162L132 163L131 159L133 158L132 164H134L136 161V162H138L137 163L138 165L136 163H135V165H137L138 167H139V164L142 163L141 161H143V163H145V164H149V167H151V168L153 167L152 169H155V171L150 170V168L148 169L147 168L148 165L143 166V163H142V165H140V168L136 169V171L138 172L141 168L142 169L144 168V170H140V173L142 172L141 175L144 176L143 174H144L145 168H147V171H145L146 175L143 178L146 179L147 176L150 177V175H151L152 178L150 180L153 181V184L149 185L150 184L149 183L148 188H146L147 187L146 186V180L143 179L141 176H138L140 174L137 172H134L133 168H132L133 173H131L132 170H131L130 166H128L130 168L128 173H124V171H123L124 174L122 176L119 175L118 171H120L121 174H122V171H121V169L118 170V168H117L118 164L117 163H115V165L117 166L116 167V170H117L116 175H119L120 177L119 178H113L114 175L113 176L110 175L109 171L112 173L114 170L113 171H111V170L115 168V165L113 166L112 169L110 167L111 170L107 169V167L111 165V162L113 163V159L109 163L105 161L106 166L108 163L107 167L103 165V164H105V163H103L104 162L103 159H105V158L102 159L103 160L102 163H101V161H98L97 160L98 154L96 152H98V151L100 152L99 147H98L99 149H97V150H96V147L93 148L96 150L95 151V150H89L90 146L88 147V145H87L88 151H89V152H87L89 155L88 154L87 155L90 156V154H91L92 157L93 158L96 157V159L95 158L93 159L90 156L93 159L92 160L89 157H87V155H85V156L83 155L85 153L84 149L86 148V150H87V147L85 146L84 149L82 147H83V145H86V143H87L86 141H88L87 138H89V134H94L97 137V136H99V134L101 135V133H99L97 135L96 133H93V132L95 131L98 133L99 129L97 131L94 130L93 132H91L89 134L86 133L87 137L86 136L83 137L82 135H84V134H82V135L79 134V137L80 138L82 137L81 140L83 138H86L85 143H83V145L81 144L82 141L80 139L79 140L81 141V143H79V140H77L78 135L76 134L77 137H75L76 139H74V141L77 140L76 142H78L80 144V145L78 144L79 146L75 144L77 146V148L74 146L73 141H72L73 143L71 142V144H69L70 143V141H68L69 138L67 140H65L63 138V137H66L68 135L66 133L67 135L61 134L62 136L64 135L63 137L61 136L63 141L57 142L56 143L57 146L55 149H52V151H48V149H46L47 151L44 150L43 148H45V146L47 145V144H45V140L51 141L50 139L52 138L54 141H52L50 143L54 142L53 144L55 146V139H56L55 134L57 133V128L62 126V124H58L60 121H58V123H56V119L59 120ZM52 118L55 119L54 123H51L52 125L51 126L48 125V127L49 128L51 127L50 129L53 130V127H54L53 125L55 123L57 124L58 127L55 126L56 128H54V130L55 129L56 130H55L54 134H52L53 132L51 130H49V132L51 131L52 133H49L50 135L48 134L49 135L48 136L47 135V133H48L47 132V130H48L47 120L53 122V120H51ZM246 119H248V118H246ZM70 121H71V124H69ZM72 122H74L76 124L79 123V125L78 124L75 125ZM177 122H179V121H177ZM173 123H175V124H173ZM226 123H224V125ZM206 124L207 123H204V125H206ZM183 127H185L186 129ZM87 128H90V129L87 130ZM112 129H113V127H112ZM84 130H83V132H84ZM108 130H109V132H108ZM106 131H107V134L106 133L104 134L103 132H106ZM249 131L253 133V135L250 133L252 136H255L254 133H256L255 131H257V130L252 128L251 130L249 129ZM57 134H58L57 139L61 138V137H59L60 136L59 132ZM94 135H90V136L92 138H95ZM212 136H215L214 139L212 138ZM256 136H257V133H256ZM48 137H50V139ZM238 137H240V136H238ZM90 139L91 138H89V141H90ZM91 140H93V142H91L92 146L94 143H96V144H94L95 146L98 144V142H94L95 140H97L96 138H95V140L94 139H91ZM231 140H233V139H231ZM83 141H84V139H83ZM89 141H88V144H90ZM253 141H255V139ZM248 142H250V141H248ZM47 143H49V142L47 141ZM19 145L20 146H22V145H25V146L26 145H33V146H35V148H37V149H34L36 152L33 149L30 152H28L29 153V155L27 156L28 159L24 157L25 161H26V159L28 161V162L26 161L27 162L26 164L24 163L25 161L23 162L24 164L21 163L23 161V159L21 160V157H20V159L17 158V157L21 156V154H18L19 155L18 156L15 153L16 152L15 149ZM71 145L73 147H75L76 150L79 149L78 151L80 153H81V151H80L79 147H81V149L84 150V153L81 154L83 157L77 156L78 158H80L79 162H78L80 164H78V166H77L78 168L76 167L77 168L76 171L74 170L73 165H72L73 168L70 169L71 158L74 157L73 154L71 155V153H72V146ZM102 145H98V146L101 147ZM253 146L255 147V150L258 151V153L255 151L257 153V155L261 154L259 156H264V143H263V145L260 146L256 142V144H254ZM253 146L251 145V147H252V150L250 149L251 151L254 150ZM70 147H71V150H70ZM75 149H73L74 152L76 151ZM231 150L232 151L230 152V155L235 154V151H233V149H231ZM90 151H93V153H95V156H93L92 152H90ZM20 152H23V151H20ZM31 152H33V153H31ZM79 152H77V153L79 154ZM102 152L103 151L101 149V153ZM248 152H249V150H248ZM110 154L112 156H110ZM135 154L137 156L139 155V157H141L140 163H139V161H137L136 158L134 161V156L137 157ZM99 155L100 156H98V159H99V157H101L100 153H99ZM139 157H137V158H139ZM78 158L76 160H78ZM74 159H75V157L73 158V160ZM207 159H208L209 163L205 164L204 161L206 160V162H207ZM240 162L241 161H239V163H238L239 165H240ZM127 163H126V165H127ZM244 164H246L248 166V164L245 161H242V165H244ZM64 165L66 168L64 167ZM242 165L240 167H242ZM246 165H245V167H246ZM122 166L125 167V164ZM126 167L123 168V170L124 169L126 170ZM215 167H214V169H215ZM62 168H61V170H62ZM104 168L108 171H104V173H103L102 171L105 170ZM134 168H135V166H134ZM191 169H193V170H196V169L200 170L201 169L200 174L202 175V177L201 176H200L201 178L198 177L199 179L196 178V175H194L191 172ZM127 170H128V168H127ZM127 170H126V172H127ZM148 170H150V172L151 171L152 172L150 173ZM198 170H196V172ZM73 171H74V173L72 174ZM70 172H71V174H70ZM105 172H108L107 174L110 175L109 178H108L107 174H106L107 175L106 177H105V175H103V174H105ZM114 172H116V171H114ZM147 172L149 175L147 174ZM136 173L138 175H135ZM211 173H213V172H211ZM67 174H68V176H67ZM213 174H215V173H213ZM54 175H56V176H54ZM116 175H115V177H116ZM102 177H103V179L101 180ZM230 177H231V179L236 181V179H238L239 176L237 177L236 174H233V176H230ZM58 178L59 177H57L56 179L55 178H52V179L57 181ZM240 178H242V175L239 177V179ZM243 178H245V177H243ZM59 180H61V179L59 178ZM66 180H61V181H59V183L64 184V182ZM147 180L149 181L148 178H147ZM82 181H80V182L82 183ZM99 181H101V182H99ZM44 182L43 183L45 185L47 183V179ZM59 183H58V185H56L57 188L60 186L59 187L60 189L59 188L57 189L58 192L55 191L56 189H54V188H56V187H54L55 184H53L52 186L50 185L51 187L48 186L52 190V191L50 190V196L52 197V199L53 198L55 199L56 195L60 193V190H62L61 189L62 184L60 185ZM50 184H52V183H50ZM34 185H36L37 187ZM150 186L153 187L154 192L151 189L152 187H150ZM35 187L38 191V192L36 191V193H37L36 195H37V197L39 196V198L41 199V201H40L41 204H40L39 208L36 209L37 210L36 213L34 214V212H33L34 215H32L31 214L32 213V211H31L32 203L30 204V202L34 201L33 200L34 198H31V196L28 195L27 198H29V197L31 198V201H28L30 198L27 200V198H23V197L20 198V196H22L24 194H25L24 196H26L27 191H28V193H31L32 192L30 190L31 188H32V190L35 191L36 190ZM48 187H47V189H49ZM144 187H145V189H144ZM88 189H90V188L88 187ZM145 190L147 192H144ZM91 193H92V191L90 192V194ZM101 193H103V195ZM169 193L170 192H168V194ZM32 194H33V196H35L34 193H32ZM46 195H47V197H46ZM95 195H96V192H95ZM140 195H142L143 197ZM147 195H148V193H147ZM144 196H145V199H144ZM18 197L20 199H22L21 203H23V205L21 203H19L20 199ZM17 198L19 199V201ZM154 198H156V197H154ZM154 198L151 197V200ZM24 199L27 201H23ZM35 199H36V197H35ZM159 199L157 198L156 200L158 201ZM38 200H39L38 198L35 200V202H34L35 206H38V204H39V203H37ZM156 200L154 199V201L157 203ZM17 201L19 204H17ZM147 201H149V202H147ZM15 202H16V205H15ZM56 202H58V201H56ZM56 202H55V204H53L52 202L51 203L53 205H58V203H56ZM76 203H78V202H76ZM150 204H152V201L150 202ZM159 204H161V203H159ZM8 205H6V206H8ZM17 205H19V207H21V208H19L18 211L17 210L15 211V209L17 208ZM111 205H109V207L112 209L113 205L112 206ZM153 205H152V207H154ZM218 205L220 207H218ZM14 206H16V207H14ZM33 206H34V204H33ZM8 207H6L5 209H8ZM52 207L54 208L55 206H52ZM78 207L79 206H77V208ZM155 207H157V205ZM155 207H154V209H156ZM73 208H74V206H72V205H69V206L67 205V206L63 207V209L65 210L64 212L71 211L70 213H72ZM80 208H82V207H80ZM80 208H78V209H80ZM158 208H159V206H158ZM33 210H34V208H33ZM6 211H9V209ZM55 211H56V209H55ZM76 212L79 213L80 211H76ZM11 213H9V214L11 217H13L11 215ZM115 213H113V214H115ZM188 213H189V211H188ZM79 214L83 215L82 212ZM166 214H167V212H166ZM163 215H164V213H163ZM16 216H14V218H16V220H17ZM115 216H116V214H115ZM41 217H43V218H41ZM118 217L121 218L119 215H118ZM20 219L18 221H20ZM191 220L192 219H190V221ZM68 221H66V222H68ZM150 222H151V220H150ZM150 222H149V224H150ZM69 223H70V221H69ZM158 223H159V225H158ZM158 223L155 226V227H157L156 232H159V230H161V228L165 225V222H163V221H161V222L158 221ZM180 223L182 224L181 228H183V226L185 227V224H188L184 220L179 222V224ZM126 224L127 223L125 222V224H124L125 226H127V225L130 226V223L127 225ZM124 225H123V227H124ZM152 226H154V224ZM152 226L148 225V226H146V229L147 230L152 229ZM186 230H188V229H186ZM223 231L221 232L220 236L217 237V239H218L217 245L219 246L221 252L227 254L229 250L225 244L226 243L225 237L222 236V234L224 233ZM126 232L128 233V231H126ZM122 234H124L123 231H122ZM126 234H125V237H127ZM125 237L120 236V241L125 243V245H127V250H129L133 246L132 245L133 243L131 244V242L134 239L129 238V236L127 237V239H125ZM215 237L213 239H215ZM54 242H58V241H54ZM209 242L211 243V240ZM215 242H213V243H215ZM69 243H68V245H69ZM141 243H143V241H137L136 247L138 250L139 249L144 250L146 248V246L144 247ZM205 243H207V240ZM51 244H53V245H51ZM51 244H50L51 246L49 245L48 248H45L43 250H39L37 252L38 254H36L37 257H39L40 254L41 255L44 254L46 256L45 257L46 260H47V258L49 260L48 263H46L47 261H44L45 264H74L71 261V259H69V257H68L70 254L67 256V253H68L67 251L69 250V249L67 250V248H66L67 245L63 247V245H60L61 243L60 244L59 243L58 244L51 243ZM71 245H69V248L71 247ZM89 246H91V245L89 244ZM70 250H69V252H70ZM78 255H79V257H78ZM207 259H206V261H208ZM252 260H253V258H252ZM75 261H77V260H75ZM229 262H231V261L229 260ZM41 264H43V263H41Z\"/></svg>",
    "mask_w": 264,
    "mask_h": 264
}]
</instances>
